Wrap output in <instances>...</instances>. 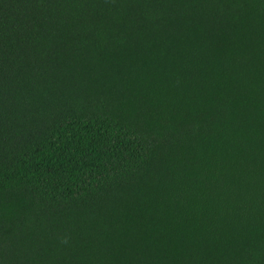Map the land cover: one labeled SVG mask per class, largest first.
I'll list each match as a JSON object with an SVG mask.
<instances>
[{
	"label": "trees",
	"instance_id": "1",
	"mask_svg": "<svg viewBox=\"0 0 264 264\" xmlns=\"http://www.w3.org/2000/svg\"><path fill=\"white\" fill-rule=\"evenodd\" d=\"M0 264H264V0H0Z\"/></svg>",
	"mask_w": 264,
	"mask_h": 264
}]
</instances>
